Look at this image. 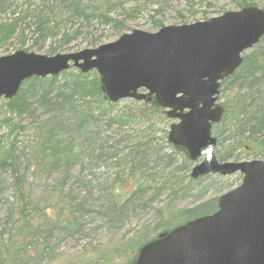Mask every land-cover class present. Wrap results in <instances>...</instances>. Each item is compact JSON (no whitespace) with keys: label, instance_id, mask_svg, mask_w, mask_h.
Here are the masks:
<instances>
[{"label":"trees","instance_id":"16d2710c","mask_svg":"<svg viewBox=\"0 0 264 264\" xmlns=\"http://www.w3.org/2000/svg\"><path fill=\"white\" fill-rule=\"evenodd\" d=\"M127 1L0 0V4H14L13 19L0 24V46L9 42L19 28L22 30L33 25L39 37L45 40L54 39L64 29L60 38L62 45L77 39L84 27L104 23L121 30L123 21L113 12L133 15V9L126 11ZM239 6L257 4L241 0ZM161 24L156 20L154 25ZM88 42L89 46H95L102 40L101 37H92ZM55 51L49 49L52 54ZM61 75L62 80L59 75L33 76L24 81L15 96L4 98V109L0 112V131L5 129L0 134V211L5 207L4 220L10 227L0 231V264H56L58 256L54 249L50 248L45 256L46 253L41 252L44 249L38 245L39 240L35 243V239L42 237L49 242L53 238L82 232L86 215L94 213L98 219L120 228L132 213L156 203L157 220L144 224L127 240L119 239L114 244L109 243L111 246L92 248L83 252L80 260L64 263L133 264L140 249L162 233L218 209L217 196L191 206L174 203L175 199L185 196L190 185L199 184L208 176L224 177L221 174L193 177L189 172L193 161L183 147L169 144L172 151L163 162V169L158 170L157 166H145L148 153L153 149L148 139L120 149L110 145L99 129L97 133L86 135L89 125L98 127L105 119L108 123L126 125L139 118L152 127L155 119L168 116L155 96H147L124 114L112 116L116 103L107 97L95 71L85 74L72 67ZM225 91L228 96L221 103L224 115L213 127L220 147L216 152L218 159L240 160L244 151L251 147L253 153L264 155V36L244 55L242 65L221 82V92ZM177 154L183 156L181 164H178ZM108 159H114L119 167L109 189H96L92 180L84 183L73 178L77 166L89 165L86 167L92 171ZM171 166L172 170L167 171L166 168ZM4 172L7 177L3 180ZM58 174L56 188L60 191L59 197L54 202L45 199L51 205L46 209L42 200L37 203L31 199L27 188L35 179L44 175L49 179ZM8 179L13 201L4 198V183ZM241 179L240 174L237 180L225 185L230 188ZM75 180L87 190L85 194L81 193L82 187H74ZM186 180L189 185L179 188ZM169 191L171 200L159 202Z\"/></svg>","mask_w":264,"mask_h":264},{"label":"water","instance_id":"95a60500","mask_svg":"<svg viewBox=\"0 0 264 264\" xmlns=\"http://www.w3.org/2000/svg\"><path fill=\"white\" fill-rule=\"evenodd\" d=\"M264 36V8L244 7L207 20L133 29L115 41L81 50L41 54L19 49L0 56V97L11 98L33 76L60 75L71 66L96 70L111 102L155 96L178 121L170 141L191 160L192 176L242 173L211 214L187 221L144 245L133 264H264V159L219 161L213 124L221 81ZM144 90V91H142Z\"/></svg>","mask_w":264,"mask_h":264},{"label":"rangeland","instance_id":"374dc122","mask_svg":"<svg viewBox=\"0 0 264 264\" xmlns=\"http://www.w3.org/2000/svg\"><path fill=\"white\" fill-rule=\"evenodd\" d=\"M247 1H253L258 7L264 8V0ZM240 2L241 0H191V2H188V0H128L125 5L126 11H128L130 8L133 9V15H125L127 13H123L122 11H117L116 13L113 12V15L117 16L119 20L123 21V28L121 30L113 28L111 24L105 25L104 23L98 26L84 27L82 34L77 39L71 43H68V45H62L60 38L62 37L61 33L64 29H62L60 34L55 36L54 39L49 38L45 40L39 37V32L36 30L35 25L31 26L30 28L25 27V29L22 30L19 28L9 42L0 46V56L11 54L19 49L52 55V53L49 52L50 48L56 49L55 53H53L56 54L73 52L86 47H96L102 43L115 41L120 37L121 34L130 32L133 29H142L154 32L164 25L192 23L210 19L227 11L240 10L242 9V7L239 6ZM13 8L14 4L10 6L9 2H7L5 5L0 4V24L4 22H10L13 19ZM156 20L161 21V26L157 27L154 25ZM92 37H101L102 42L95 46H89L88 41H90ZM249 51L250 50L245 52V54ZM72 67L73 66L70 68ZM94 71L99 75L96 70H90L89 72H85V74ZM99 76L101 78V75ZM59 77L62 80L61 74ZM58 86H60V83H58ZM227 96L228 92H221L220 87V93L217 96L218 99L216 101V105L222 106L223 115L224 107L221 103L225 100V98H227ZM140 102L142 101L136 100L134 98L121 99L120 101L115 102L116 106L112 116L124 114L130 107H134ZM3 103L4 97H0V112L4 109ZM105 120L106 121H102L98 127H92L89 125L85 131L86 135L88 134V136H90L92 132L97 133L99 129L101 131L102 137L110 141V145L116 146L120 149L130 145L131 143L148 139L151 142L153 149H151L148 153V160L146 161L145 166H157L158 170L161 168L163 169V162L166 161L165 159H168L167 156H169L170 152L172 151V148L169 144L174 145L171 141H169V133L172 124L177 122V119H173L169 115L167 117H159L154 120L152 127H148L147 121L139 118L126 125H120L119 123L115 122L108 123V120ZM30 129H32V127H30ZM4 131L5 129L0 131V134ZM31 131L32 130L28 131L27 135L30 134ZM25 137L26 135L22 138ZM218 146L219 145L217 141L214 147L215 153L220 149ZM257 154L258 153L255 151L253 153V148L251 147L244 151L243 155L240 157V160L264 159V155L260 153L258 155ZM176 156L178 158V164H181V158L183 156L181 154H177ZM26 158L27 155L23 159V166L26 164ZM203 159L204 155H202L197 160V162H193L189 172L191 173L195 163H199V161ZM230 160L236 159L232 158ZM86 166L89 165L77 166L74 170L75 175L73 178L81 179L84 181V183L92 180L91 182L96 185V189H102V187L109 189L110 184L113 182L116 174L119 171V167L114 159H108L105 162L100 163L99 166L93 168L92 171H90ZM173 166H176V163L173 164ZM166 170H172V166L168 169L166 168ZM167 171H165V173ZM2 175L4 180V178L7 177V173L4 172ZM239 175L240 173L236 172L230 175H224L223 178L219 176H208L201 180V183L190 185L185 191V196L175 199L174 203L178 206H191L200 200L210 199L216 196L219 197L220 200L222 194L238 186L242 179L232 184L233 186L231 185L230 188H228L225 183L237 180ZM59 178L60 175L58 174L49 179H46L45 175L41 178L35 179L27 188V193L30 194L31 199L34 202L39 203V201L42 200V205L48 209V207L51 206L49 204L50 202H46L44 200L50 198V200H52L51 202H54L59 197L60 191L58 188H56V181ZM9 182V179L7 180V183H4L3 181L6 188L4 191V198L8 201H13V190L10 187ZM73 184L75 188L79 189V187H82L81 191L83 190V192L81 193L85 194L87 191L78 181H73ZM188 185L189 182L186 180L179 185V188H184ZM1 197H3V193ZM169 200H171L170 191L165 193L159 202L165 203ZM148 206L149 207H147V209L140 208L139 211L132 213L127 218V220H125L120 225V228L112 226L105 221L98 219L99 217H96L97 214L94 213L92 215L94 218L91 215H86L84 219L85 226L82 232L67 234L64 237L53 238L49 242H45L42 237H40L35 239V243H37L39 240L38 245L40 248L44 249V251H41L44 253L49 252L48 250L53 248L58 256L56 258V264H64L68 260L72 262L76 260L78 261L80 260V256L83 252L92 248L94 249L95 247L104 248L109 245V243L114 244V242L118 241L119 239L127 240L135 231L140 230L144 224H150L156 221L157 217L154 206H157V204H148ZM4 216L5 207L0 211L1 223L5 221ZM45 249L47 251H45ZM45 256H48L47 253ZM31 264H33V262Z\"/></svg>","mask_w":264,"mask_h":264},{"label":"bare ground","instance_id":"6f19581e","mask_svg":"<svg viewBox=\"0 0 264 264\" xmlns=\"http://www.w3.org/2000/svg\"><path fill=\"white\" fill-rule=\"evenodd\" d=\"M28 79H29V78H28ZM26 80H27V79H26ZM24 81H25V80H24ZM24 81L22 82V84L24 83ZM22 84L20 85V88H21ZM20 88H19V90H20ZM19 90H18V91H19ZM18 91H17V92H18ZM16 94H17V93H16ZM16 94H15V95H16ZM15 95H14V96H15ZM12 97H13V96H12ZM8 227H10V226H9V225L6 226L5 221H3L2 223L0 222V231H1L2 229H4V228H8Z\"/></svg>","mask_w":264,"mask_h":264}]
</instances>
